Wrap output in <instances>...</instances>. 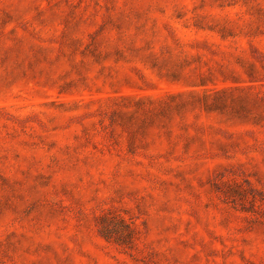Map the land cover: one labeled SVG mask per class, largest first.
Segmentation results:
<instances>
[{"label":"rangeland","instance_id":"1","mask_svg":"<svg viewBox=\"0 0 264 264\" xmlns=\"http://www.w3.org/2000/svg\"><path fill=\"white\" fill-rule=\"evenodd\" d=\"M0 264H264V0H0Z\"/></svg>","mask_w":264,"mask_h":264}]
</instances>
